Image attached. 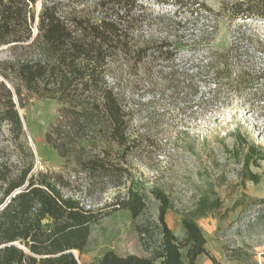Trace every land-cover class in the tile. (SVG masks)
Instances as JSON below:
<instances>
[{
    "label": "trees",
    "instance_id": "1",
    "mask_svg": "<svg viewBox=\"0 0 264 264\" xmlns=\"http://www.w3.org/2000/svg\"><path fill=\"white\" fill-rule=\"evenodd\" d=\"M144 1L0 0V47H10L18 56L11 68L18 84L12 88L0 84V121L9 126L15 151L14 162H0V264H80L73 252H85L91 226L105 214L66 195L61 180L35 171L36 156L14 100L22 106L26 91L60 103L58 119L45 135L47 145L63 159H72L89 177L110 178L115 169L110 160L112 148L125 154L130 143L129 113L116 84L109 81L111 65L126 60L133 71L158 58L173 62L179 51V46L166 39H137L149 16ZM154 1L172 2L177 11L184 7L181 0ZM38 2L41 9L36 15ZM89 3L96 16L77 11ZM189 10L214 21L212 32L204 34L201 42L213 39L220 17L230 22L264 21V0H223L218 10L195 2ZM244 42L253 46V53L240 54L239 43ZM199 43L192 48L206 56L200 75L213 100L223 88L251 87L264 78V71H257L253 64L255 53L264 52V38L259 35L241 32L224 51L210 45L204 50ZM2 76L10 80L9 74ZM186 89L192 94L198 91L193 83ZM259 92L264 93V88ZM98 139L104 144L100 152L93 148ZM243 155L248 168L264 161V148L249 146ZM250 181L258 183L257 176ZM152 193L159 202L155 220L137 223L147 202L132 187L113 205L130 212L148 256H119L109 251L95 264H196L202 255L215 264L200 226L183 217L184 238H177L166 222L171 209L167 197L158 190Z\"/></svg>",
    "mask_w": 264,
    "mask_h": 264
},
{
    "label": "rangeland",
    "instance_id": "2",
    "mask_svg": "<svg viewBox=\"0 0 264 264\" xmlns=\"http://www.w3.org/2000/svg\"><path fill=\"white\" fill-rule=\"evenodd\" d=\"M181 1L184 7L177 11L172 2L145 0L149 16L137 33L139 40L166 39L179 46L175 61L158 58L133 71L126 60L111 65L109 81L116 84L129 113L130 143L125 154L112 148L110 160L115 169L110 178L89 177L72 159H63L47 145L45 135L58 119L60 103L26 91L22 106L14 100L36 156L35 171L61 180L66 195L105 214L91 226L85 252H75L80 264H95L109 251L119 256H148L130 212L113 206L130 187L147 202L138 224L157 219L159 202L152 192L158 190L171 206L166 215L168 227L183 239L182 219L192 218L212 249L221 250L223 263L213 257L215 264H259L260 260L264 264V161L248 168L243 161L249 146L264 148V93L259 92L264 78L251 87L223 88L213 100L214 94L200 75L206 56L192 47L212 32L214 21L191 14L189 9L200 2L218 10L223 0ZM40 9L38 2L36 15ZM80 10L84 15H97L91 3L79 6ZM216 23L213 39L199 43L200 48L210 45L227 50L241 32L264 38L261 20L230 22L220 17ZM239 47L240 54L253 53L251 44L239 43ZM17 57L10 47H0V84L11 88L18 84L11 73ZM253 64L257 71H264V52L255 53ZM2 74H9L10 80ZM190 83L198 87L196 93L186 89ZM11 138L9 126L0 121V162L15 160ZM93 148L100 152L104 144L98 139ZM252 176H257L258 183L250 181Z\"/></svg>",
    "mask_w": 264,
    "mask_h": 264
},
{
    "label": "crops",
    "instance_id": "3",
    "mask_svg": "<svg viewBox=\"0 0 264 264\" xmlns=\"http://www.w3.org/2000/svg\"><path fill=\"white\" fill-rule=\"evenodd\" d=\"M181 232L183 234V232H184L183 228H182ZM175 235H176L177 238L180 237L176 233H175ZM207 241H208V239H207ZM207 250L211 252L210 253L211 256L214 257L217 262L223 263L222 262L223 254H222L221 250L220 251H214L212 249V246L209 244V241L207 242ZM196 264H213V262L208 256L202 255V256L198 257Z\"/></svg>",
    "mask_w": 264,
    "mask_h": 264
},
{
    "label": "built area",
    "instance_id": "4",
    "mask_svg": "<svg viewBox=\"0 0 264 264\" xmlns=\"http://www.w3.org/2000/svg\"><path fill=\"white\" fill-rule=\"evenodd\" d=\"M259 264H263L261 260L259 261Z\"/></svg>",
    "mask_w": 264,
    "mask_h": 264
},
{
    "label": "water",
    "instance_id": "5",
    "mask_svg": "<svg viewBox=\"0 0 264 264\" xmlns=\"http://www.w3.org/2000/svg\"><path fill=\"white\" fill-rule=\"evenodd\" d=\"M73 254L75 255V252H73ZM76 256V255H75ZM76 258L78 259V257L76 256Z\"/></svg>",
    "mask_w": 264,
    "mask_h": 264
},
{
    "label": "bare ground",
    "instance_id": "6",
    "mask_svg": "<svg viewBox=\"0 0 264 264\" xmlns=\"http://www.w3.org/2000/svg\"><path fill=\"white\" fill-rule=\"evenodd\" d=\"M21 112V111H20ZM34 149L36 150L35 146H34Z\"/></svg>",
    "mask_w": 264,
    "mask_h": 264
}]
</instances>
